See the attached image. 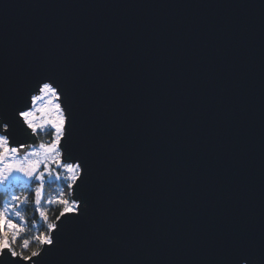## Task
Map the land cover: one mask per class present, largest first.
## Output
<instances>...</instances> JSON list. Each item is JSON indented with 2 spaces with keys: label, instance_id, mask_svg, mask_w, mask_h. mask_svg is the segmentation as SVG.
I'll list each match as a JSON object with an SVG mask.
<instances>
[{
  "label": "water",
  "instance_id": "water-1",
  "mask_svg": "<svg viewBox=\"0 0 264 264\" xmlns=\"http://www.w3.org/2000/svg\"><path fill=\"white\" fill-rule=\"evenodd\" d=\"M52 63L76 89L69 143L89 156L93 206L41 264H217L233 242L259 247L264 0H0L6 101Z\"/></svg>",
  "mask_w": 264,
  "mask_h": 264
},
{
  "label": "snow or ice",
  "instance_id": "snow-or-ice-1",
  "mask_svg": "<svg viewBox=\"0 0 264 264\" xmlns=\"http://www.w3.org/2000/svg\"><path fill=\"white\" fill-rule=\"evenodd\" d=\"M59 72L57 63L33 70L11 101L0 87V193L8 194L0 206V264H41L54 257L64 235L75 231L93 206L89 156L75 155L69 143L77 124L76 89ZM17 125L26 136L50 132V141L17 144L12 136ZM21 179L24 183H15ZM53 181L62 187L46 199V185ZM29 203L44 230L21 240L27 232L21 209ZM51 207L58 208L54 218ZM105 233L112 245L119 243L117 226H105ZM217 264H264V236L259 247L229 244Z\"/></svg>",
  "mask_w": 264,
  "mask_h": 264
},
{
  "label": "trees",
  "instance_id": "trees-1",
  "mask_svg": "<svg viewBox=\"0 0 264 264\" xmlns=\"http://www.w3.org/2000/svg\"><path fill=\"white\" fill-rule=\"evenodd\" d=\"M50 138H51L50 132L40 133L37 135V140H38L37 143L46 142ZM15 183H24V181L22 180ZM32 187H35V185H32ZM61 187L62 185L59 182H55V181H53L50 185H46L45 198L47 199L48 197L56 195L57 192L61 189ZM16 191L17 193H19L21 189L17 188ZM7 199H8V194L6 192L0 193V206H2V204L6 202ZM21 210L23 212V215L26 217V228H27V232L21 237V240L29 238L32 234H34L37 231L44 230L42 221L40 220L38 213H35V210L30 203L22 206ZM54 214H58V208L51 207L49 209V215L54 218Z\"/></svg>",
  "mask_w": 264,
  "mask_h": 264
},
{
  "label": "rangeland",
  "instance_id": "rangeland-1",
  "mask_svg": "<svg viewBox=\"0 0 264 264\" xmlns=\"http://www.w3.org/2000/svg\"><path fill=\"white\" fill-rule=\"evenodd\" d=\"M49 141H50V139H49V140H47L45 143H47V142H49ZM20 181H22V179H21ZM16 182H18V181H16Z\"/></svg>",
  "mask_w": 264,
  "mask_h": 264
}]
</instances>
